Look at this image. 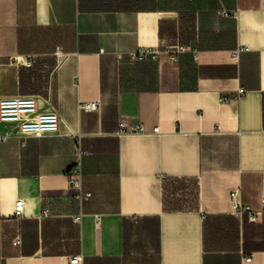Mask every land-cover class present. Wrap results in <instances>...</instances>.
<instances>
[{
    "label": "crops",
    "instance_id": "1",
    "mask_svg": "<svg viewBox=\"0 0 264 264\" xmlns=\"http://www.w3.org/2000/svg\"><path fill=\"white\" fill-rule=\"evenodd\" d=\"M27 95L60 129L0 122V264H264V0H0V97Z\"/></svg>",
    "mask_w": 264,
    "mask_h": 264
},
{
    "label": "built area",
    "instance_id": "2",
    "mask_svg": "<svg viewBox=\"0 0 264 264\" xmlns=\"http://www.w3.org/2000/svg\"><path fill=\"white\" fill-rule=\"evenodd\" d=\"M223 14H235L234 11L224 10ZM185 49L182 45L175 47L165 46L163 51L169 53L172 59H177L178 54ZM161 50L155 48L140 47L135 51L129 53V58L132 61H141L146 59L156 60ZM237 50L233 54H237ZM240 93L244 89H239ZM78 108L83 111H92L100 109V99H83L78 101ZM0 122L10 124L12 127L5 129L3 135L8 136L12 133L20 135H35L40 136L46 133H54L60 129L61 116L54 108L43 109L38 97L35 95L27 96H3L0 97ZM159 127H154L153 132H158ZM119 135L128 132H145L144 126L140 122H129L126 118H121L118 129L116 131ZM69 183L71 187L81 192V197H89L90 192H82V177L80 161L74 163L69 171ZM230 200L236 212L249 210L251 212V219H257V213L252 212L248 205L244 204L240 198V189L235 188L230 192ZM25 203L19 197L15 201L14 215L21 217L24 215ZM48 210L44 211L47 214ZM76 221L80 220V215L74 217ZM20 238H17L19 241ZM246 260H251V255L245 256ZM72 264H82V257L80 255H73L70 258Z\"/></svg>",
    "mask_w": 264,
    "mask_h": 264
},
{
    "label": "rangeland",
    "instance_id": "3",
    "mask_svg": "<svg viewBox=\"0 0 264 264\" xmlns=\"http://www.w3.org/2000/svg\"><path fill=\"white\" fill-rule=\"evenodd\" d=\"M193 192H194L193 185H187L183 183H171V182H167L166 184V196L168 198V201H172V199H176L178 201L185 200L186 194L187 193L190 194Z\"/></svg>",
    "mask_w": 264,
    "mask_h": 264
}]
</instances>
